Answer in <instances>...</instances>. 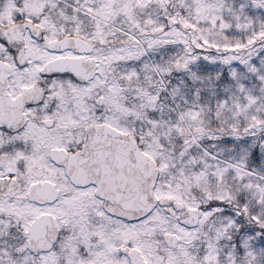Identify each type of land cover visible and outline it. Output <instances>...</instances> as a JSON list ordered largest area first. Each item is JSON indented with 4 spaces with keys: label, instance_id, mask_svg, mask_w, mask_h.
<instances>
[{
    "label": "snow or ice",
    "instance_id": "snow-or-ice-1",
    "mask_svg": "<svg viewBox=\"0 0 264 264\" xmlns=\"http://www.w3.org/2000/svg\"><path fill=\"white\" fill-rule=\"evenodd\" d=\"M0 264H264V0H0Z\"/></svg>",
    "mask_w": 264,
    "mask_h": 264
}]
</instances>
